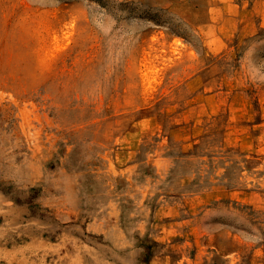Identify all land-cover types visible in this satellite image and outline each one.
<instances>
[{
  "label": "rangeland",
  "instance_id": "obj_1",
  "mask_svg": "<svg viewBox=\"0 0 264 264\" xmlns=\"http://www.w3.org/2000/svg\"><path fill=\"white\" fill-rule=\"evenodd\" d=\"M0 264H264V0H0Z\"/></svg>",
  "mask_w": 264,
  "mask_h": 264
}]
</instances>
